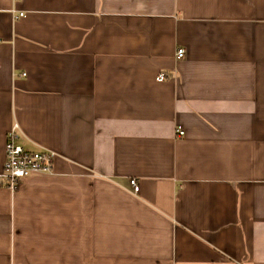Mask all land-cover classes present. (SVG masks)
<instances>
[{
  "label": "crops",
  "instance_id": "obj_1",
  "mask_svg": "<svg viewBox=\"0 0 264 264\" xmlns=\"http://www.w3.org/2000/svg\"><path fill=\"white\" fill-rule=\"evenodd\" d=\"M13 125L0 264H264V0H0Z\"/></svg>",
  "mask_w": 264,
  "mask_h": 264
},
{
  "label": "built area",
  "instance_id": "obj_2",
  "mask_svg": "<svg viewBox=\"0 0 264 264\" xmlns=\"http://www.w3.org/2000/svg\"><path fill=\"white\" fill-rule=\"evenodd\" d=\"M15 1V0H12ZM23 17L22 13L14 15V19ZM184 56V50H175L174 59L180 60ZM165 76L158 74L156 81H163ZM176 137L183 136V132L176 129ZM18 129L13 125L6 133L4 144V162L0 171V187L9 191H15L19 182L30 175H51L54 154L45 150H25L18 140ZM133 193L138 187L131 179L128 182Z\"/></svg>",
  "mask_w": 264,
  "mask_h": 264
}]
</instances>
